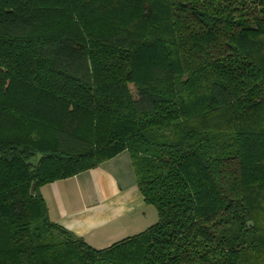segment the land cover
Returning <instances> with one entry per match:
<instances>
[{
	"label": "trees",
	"instance_id": "obj_1",
	"mask_svg": "<svg viewBox=\"0 0 264 264\" xmlns=\"http://www.w3.org/2000/svg\"><path fill=\"white\" fill-rule=\"evenodd\" d=\"M125 151L158 219L94 249L39 189ZM0 264H264V0H0Z\"/></svg>",
	"mask_w": 264,
	"mask_h": 264
},
{
	"label": "crops",
	"instance_id": "obj_2",
	"mask_svg": "<svg viewBox=\"0 0 264 264\" xmlns=\"http://www.w3.org/2000/svg\"><path fill=\"white\" fill-rule=\"evenodd\" d=\"M51 222L92 248L137 235L157 222L140 195L128 152L39 189Z\"/></svg>",
	"mask_w": 264,
	"mask_h": 264
},
{
	"label": "water",
	"instance_id": "obj_3",
	"mask_svg": "<svg viewBox=\"0 0 264 264\" xmlns=\"http://www.w3.org/2000/svg\"><path fill=\"white\" fill-rule=\"evenodd\" d=\"M30 193H31V194H34V185L31 186V188H30Z\"/></svg>",
	"mask_w": 264,
	"mask_h": 264
},
{
	"label": "rangeland",
	"instance_id": "obj_4",
	"mask_svg": "<svg viewBox=\"0 0 264 264\" xmlns=\"http://www.w3.org/2000/svg\"><path fill=\"white\" fill-rule=\"evenodd\" d=\"M151 207H153V206H151ZM154 208V207H153ZM155 209V208H154ZM156 214H157V212H156ZM158 217V216H157ZM158 219V218H157ZM86 243V242H85ZM94 249H99V248H94Z\"/></svg>",
	"mask_w": 264,
	"mask_h": 264
}]
</instances>
